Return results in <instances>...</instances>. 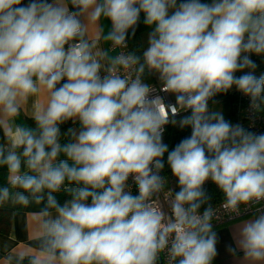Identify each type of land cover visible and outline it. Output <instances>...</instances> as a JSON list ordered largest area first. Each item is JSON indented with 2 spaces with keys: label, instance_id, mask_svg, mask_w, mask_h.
Masks as SVG:
<instances>
[{
  "label": "clouds",
  "instance_id": "1",
  "mask_svg": "<svg viewBox=\"0 0 264 264\" xmlns=\"http://www.w3.org/2000/svg\"><path fill=\"white\" fill-rule=\"evenodd\" d=\"M101 18L112 49L146 26L142 54L97 50L88 30ZM254 57L264 62V0H0V206L44 205L41 256L9 264H159L165 251L172 264H213L206 182L230 211L264 201ZM232 90L249 100L247 126L218 107ZM30 99L34 127L16 122ZM169 126L190 134L170 148ZM166 167L178 186L167 218L152 199ZM240 236L244 258L264 264V213Z\"/></svg>",
  "mask_w": 264,
  "mask_h": 264
},
{
  "label": "crops",
  "instance_id": "2",
  "mask_svg": "<svg viewBox=\"0 0 264 264\" xmlns=\"http://www.w3.org/2000/svg\"><path fill=\"white\" fill-rule=\"evenodd\" d=\"M109 22L101 18L94 25L89 26L88 38L97 41V50H109V55L114 56V51L109 48V44L105 42L102 37V30L106 32L109 27ZM256 62L260 65L259 71H264V62L261 58L254 57ZM238 98L235 90L227 94V104L229 108V120L234 121L238 112ZM41 102L40 98L35 99V104ZM34 102L30 99L24 106L20 115L16 118V122L25 126H31L28 119H32V111ZM70 126L65 125L67 128ZM2 136V132H0ZM3 169V168H2ZM5 171L6 176V169ZM43 204H31L28 207H21L18 210H13L10 218V227L7 233L0 232V264H9L8 256L13 258L19 254H24L26 257L36 256L40 257V236L41 232L37 229V223L40 219L38 212L43 208ZM253 216H242L227 222L213 225V231L216 232L218 242V255L215 257L213 264H250L244 258L243 250L241 248L240 230L243 225ZM235 250V254L231 251ZM15 264V260L13 261ZM23 264H29L26 258Z\"/></svg>",
  "mask_w": 264,
  "mask_h": 264
},
{
  "label": "built area",
  "instance_id": "3",
  "mask_svg": "<svg viewBox=\"0 0 264 264\" xmlns=\"http://www.w3.org/2000/svg\"><path fill=\"white\" fill-rule=\"evenodd\" d=\"M109 48L114 51V56L117 55L119 52H130L129 47L124 49H112L111 45L109 44ZM135 74L133 73V76ZM152 84V90L154 92L161 91L159 87V82H150ZM237 93L238 98V112L237 115L232 123L241 122L244 123L246 126L249 123V116H248V105L249 100L247 97H244L239 92ZM257 131H264V115H261L256 120V129ZM166 176V175H165ZM167 177V176H166ZM174 184L172 180L167 178L165 189L162 193L157 194L152 199L155 201L156 205L160 207L166 214V218L171 215V195L174 193ZM135 194V189H133ZM224 198L216 203L215 205L211 206L214 215L211 220L212 225L220 224L223 222H227L229 220L242 217V216H255L257 214L264 213V201L259 203H253L250 206L241 205L238 211H230L226 209L224 206ZM159 264H172V262L168 258L167 252H163L160 254Z\"/></svg>",
  "mask_w": 264,
  "mask_h": 264
},
{
  "label": "trees",
  "instance_id": "4",
  "mask_svg": "<svg viewBox=\"0 0 264 264\" xmlns=\"http://www.w3.org/2000/svg\"><path fill=\"white\" fill-rule=\"evenodd\" d=\"M147 37H148V29L146 28V26L141 24L136 32L135 37L131 38L128 41L129 50L131 52H135L138 55L142 54L143 49L147 46ZM145 79L149 83L158 82L154 77L147 76V75L145 76ZM227 94H220L216 98H221ZM28 122L31 126L34 127V121L32 119H28ZM63 127L66 128L65 126ZM189 134H190L189 129L180 130L177 127L169 126L165 133L164 140L171 148L176 143H178L183 137ZM164 175H166L167 178L172 180L174 184V190L178 191L176 179L171 175L170 169H167V167L165 168ZM5 184H6L5 171L2 168H0V186H4ZM205 187L210 197V200L205 205V207L208 205L213 206L224 198L223 193L211 181L206 182ZM68 198L70 197L65 192H61L57 194V199L61 204ZM21 207L22 206H19L16 204H10V203H6L0 206V232L1 233H7L9 231L11 213L13 210H18ZM201 211H203V208L201 209Z\"/></svg>",
  "mask_w": 264,
  "mask_h": 264
},
{
  "label": "rangeland",
  "instance_id": "5",
  "mask_svg": "<svg viewBox=\"0 0 264 264\" xmlns=\"http://www.w3.org/2000/svg\"><path fill=\"white\" fill-rule=\"evenodd\" d=\"M217 100L220 101V104L218 105V107L223 111V114L225 116L226 120H229L230 118V113H229V108H228V104H227V95L221 97V98H216Z\"/></svg>",
  "mask_w": 264,
  "mask_h": 264
}]
</instances>
